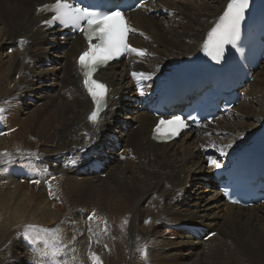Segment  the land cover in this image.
<instances>
[{"label":"bare ground","instance_id":"bare-ground-1","mask_svg":"<svg viewBox=\"0 0 264 264\" xmlns=\"http://www.w3.org/2000/svg\"><path fill=\"white\" fill-rule=\"evenodd\" d=\"M53 1L0 0V107L5 109L3 115L7 120H0L3 126L0 153H7L0 155V264H30L33 252L20 238L23 225L27 223L45 227L61 225L66 242H71L70 248L75 249L76 264H91L90 252L99 256L102 264H111V259L123 246L126 234L123 226L128 217H134L131 227L135 221L138 227L134 228V236L129 232L127 237L128 240L132 238L134 247L147 241L161 243L156 230L160 227L167 234L170 233L168 229L175 226L215 232L207 241L188 233H172L187 236V241L175 246L170 240L165 245L160 244L166 249L156 244L157 251L152 250L145 260L147 263L159 252L163 254L175 248L174 255L162 256L168 264H183L185 259L192 257V264H209L208 259L212 261L210 264H221V254L226 250L232 251L226 255V264L228 260L232 264H251L249 256H254L256 248H249L246 256L242 250L244 246L240 248L235 240L238 230L247 241L264 235V203L248 208L224 204L215 191L211 170L205 167L200 149L217 151L218 147L231 144V148L225 149L226 156H230L258 129L264 118V62L260 64L261 70L253 75L249 88L243 90L246 102L234 108L235 121L211 126L228 135L224 140H203L198 135H187L180 145L178 142L156 145L149 139L156 120L145 112L129 114L134 98L130 75L133 72L163 75L173 63L197 52L206 30L228 0H156L149 6L150 11L164 10L173 15L164 17L155 12L147 17V11L142 10L132 13L130 24L139 36L132 37L131 42L135 48L148 51L141 56H148V60L143 62L132 57L129 62L130 58L99 71V80L111 91L108 108L98 127L87 122L91 104L81 87V71L77 69V57L86 49L84 42L79 36L63 38L56 30L46 29L41 23L47 17L37 14L39 6ZM21 40L26 43L21 44ZM7 50L9 54L4 53ZM50 62L53 68L42 69ZM34 99L42 102V106L29 117L22 132L11 135L14 132L11 125L18 120L19 104L23 106ZM123 113L125 116L119 120ZM134 124H139L136 130H133ZM111 135L121 149L129 152L124 156H130L131 162L127 160L126 165H121L118 158L111 159L105 170L110 176L106 182L98 175L89 178L91 176L86 173L79 177L76 169L85 166V157L93 154L91 152L98 146H104L103 151L109 155L112 147L108 137ZM29 153L36 156H29ZM9 159L13 162L7 163ZM72 160L76 163L71 164ZM20 165L35 171L37 177L18 179V174L10 169ZM43 169H47V173H43ZM133 169H137L144 180L136 176ZM73 176L82 178L81 182ZM33 180L41 182L34 184ZM94 197H101L93 204L100 212H95L96 215L104 223L72 229L70 221L81 219L78 211L77 216L71 217L77 202L87 204ZM150 197L157 201L162 199L163 205L154 203L152 210L145 209L143 204ZM72 198L76 204L70 207ZM156 211L159 214L154 216ZM62 215L67 217L64 219ZM153 216L149 227H140ZM219 220L223 221L222 225ZM258 229L262 235L255 233ZM83 230H87L86 233ZM253 244L259 245L256 240ZM208 252L210 255H206ZM72 256L69 250L64 259L71 261ZM122 258L119 256L113 262L120 264ZM138 259L140 263L142 258ZM131 262L136 264L132 257Z\"/></svg>","mask_w":264,"mask_h":264},{"label":"snow or ice","instance_id":"snow-or-ice-1","mask_svg":"<svg viewBox=\"0 0 264 264\" xmlns=\"http://www.w3.org/2000/svg\"><path fill=\"white\" fill-rule=\"evenodd\" d=\"M142 3L143 0H141ZM141 4H137V7H140ZM43 7L46 11L53 13L50 19L44 21L46 26L58 24L64 28H71L74 32L82 33L87 42V48L80 54L77 64L83 75V87L94 104V109L88 116V120L94 127H98L101 121V113L107 107L108 90L105 84L94 78V74L99 67L107 65L111 60L126 53H134L137 56L146 54L145 50L132 47L128 43L129 33H134L137 30L128 25L119 6H115L114 10H95L94 6H85L80 0H55L54 3ZM248 7L249 0H228L222 15L207 32L202 48L204 54L216 64L221 63L226 45L237 48V41L240 40L241 36V22L245 19V12ZM20 43L24 44L26 41L21 40ZM237 50L239 51V49ZM132 76L137 83L152 79V75L147 73L133 72ZM140 94L144 95L143 89L140 90ZM4 112L5 109L0 107V120L4 119ZM186 127V120L181 116H172L170 119L161 118L154 129V133L156 138L171 139ZM231 147V144H226L216 150L220 156H224L226 155L225 149ZM0 155H7V153H0ZM28 155L36 156L35 153ZM207 159L212 167H221L220 163L212 156ZM12 162L11 159L7 161V163ZM70 163L75 164L76 161L72 160ZM42 171L47 173V169ZM40 182V180L32 181L34 184ZM49 195H52L51 190ZM232 202L235 203L236 201ZM94 217L95 212L89 215V221L93 220ZM148 222L146 221V223ZM89 231L91 232L92 229L90 228ZM20 238L33 252V259L30 264H76L75 249L70 248L71 242L65 241L63 228L59 224L54 227H45L35 223H27L23 225ZM72 240H75V236L72 237ZM69 250L73 253L71 261L64 259ZM140 255L142 259L146 260V249L140 250ZM89 259L91 264H102L99 256L95 253L90 252Z\"/></svg>","mask_w":264,"mask_h":264},{"label":"rangeland","instance_id":"rangeland-1","mask_svg":"<svg viewBox=\"0 0 264 264\" xmlns=\"http://www.w3.org/2000/svg\"><path fill=\"white\" fill-rule=\"evenodd\" d=\"M9 50H7L6 52H4V53H7V54H9ZM3 57H5V54L3 55ZM7 60V59H6ZM5 60V61H6ZM52 63L50 62V63H47L46 64V66H43L42 67V69H44V70H50L51 68H53L52 66ZM259 70H261L260 69V67L258 68V70L256 71V72H258ZM263 71H264V68L262 69ZM255 72V73H256ZM257 83V82H256ZM258 84V83H257ZM28 100H24V102L26 103ZM19 103H21V101L19 102ZM19 110H20V112H18L19 114H18V120L15 122V124H12L11 125V131L13 132V133H11V135H13V136H15V135H17L18 134V132L20 133V131L22 132L26 127H27V124H28V120H29V117H32L33 116V113L38 109V108H40L41 106H42V102H38L37 100H31V101H28V103L25 105H23V106H21L20 104H19ZM125 116V113H123L122 115H120V117H118L119 118V120H121L123 117ZM5 117V116H4ZM5 120H6V118H4ZM6 122H7V120H6ZM137 126H139V124L137 125H135L134 124V127H133V130H136L137 128ZM178 144L180 145L181 143H180V141L178 142ZM125 152L126 153H129V152H127L125 149H124V152H123V154H122V157H121V159H120V164L121 165H126V161L128 160L129 162H131V160H130V156H124V154H125ZM138 162V161H137ZM137 162H135V166L136 167H138V163ZM115 165V164H114ZM112 166V168L111 169H113V167H115V166ZM134 170V173L136 174V176H138L139 175V173L138 172H136L137 171V169H133ZM105 172V171H104ZM59 177V175H56V177ZM99 176V178H100V180H102V181H108L109 179H110V176L107 174V172H105L104 173V175H98ZM72 177V176H71ZM74 177V180H76L77 182H79V180H80V182H81V180H82V178H77V177H75V176H73ZM140 179H142L143 178V175H139L138 176ZM50 178V177H49ZM52 178V177H51ZM89 178H92V176L91 177H89ZM97 178V177H96ZM142 180H144V179H142ZM48 182V181H47ZM49 183V182H48ZM47 183V184H48ZM49 185V187H50V183L48 184ZM166 187V186H165ZM191 190H189V192H190ZM100 198L101 197H94V200H92V201H90V202H88L87 204H85L84 203V201H81V202H77V204L76 203H74V202H76V200H74L73 201V198H72V201H70V203H69V206L70 207H73L72 205H74V204H76L75 206H77L76 208H75V210H72V212H71V217H75V216H77L76 215V212L78 211L79 212V214H80V217L79 218H81L80 220H76L75 218H73V221H70L71 222V228L73 229V228H75L76 226H78V227H81L80 229H86L87 228V225H90V224H94V225H97V224H103L104 222L102 221V220H100V218L98 217V214L96 215V213H95V217L93 218V220H91V221H89V219H88V217H89V215H91L93 212H97L98 210L97 209H95V204H93L94 202H98L99 200H100ZM147 203H145V204H143V207L145 208V209H149V211L150 210H152V209H150V208H152V206H153V204L155 203H157L158 205H160V206H162L163 204V202H161L162 201V199H158V201L156 200V199H154V198H147ZM188 200H189V197H188ZM80 203V204H79ZM149 203V204H148ZM93 205H94V207H93ZM260 205H262V204H260ZM79 206V207H78ZM258 206V205H257ZM99 212V211H98ZM100 213V212H99ZM144 213H148V211L147 212H144ZM159 213H157V211H156V213L154 214V216L155 215H158ZM62 216H64V219L67 217L66 215H62ZM154 216L152 217V219H150V220H146V221H149L148 223H146L145 225H140V227L141 228H143V229H146V226L147 227H149L150 226V224L152 223V220L154 219ZM129 219L127 220V224H126V226H123V228H124V230H125V235H124V237H123V246H122V248H121V251H118L117 252V254L115 255V256H113V258L111 259L112 261H111V264H116L115 262H113V260H116L119 256L120 257H123L122 258V260L119 262L120 264H132V262H131V257L134 259V263H136V264H138L139 263V259L138 258H142L141 257V255H140V250H142V249H144V247L145 248H147L146 249V251H147V259H148V257H149V255H151V253H153L152 252V250H155V251H157V245L156 244H159V247L161 248L162 246V244H164L165 245V243L167 242V241H171V242H173L174 243V245L173 246H175V245H179L180 243H185V241H187L186 240V237L187 236H183V235H176V234H172V233H179L180 231H177V230H175V229H173V230H171L170 229V233L169 234H167L166 232L165 233H163L164 232V229H162L161 227L160 228H158V229H156V230H158L157 231V237H158V240L160 239L162 242L160 243V241L159 242H157V243H153V242H150V241H147L146 243L144 242L143 244H142V242L138 245V247H136V245H135V247H134V245L132 244V238L130 239V240H128V238L127 237H129V235H130V233L129 232H131V234H133V236H134V228L137 230V226L135 225V223H136V221L133 223V226L131 227V223H132V220L134 221V217L133 218H131V217H128ZM84 219V220H83ZM63 220V219H62ZM86 222V223H85ZM222 220H219V223H220V225H222ZM82 223L84 224V225H82ZM135 225V226H134ZM130 227V228H129ZM156 228V227H155ZM76 229V228H75ZM82 231V230H81ZM84 231V230H83ZM87 231V230H86ZM86 231H84V233H86ZM133 232V233H132ZM129 233V234H128ZM215 233V232H214ZM242 233V234H241ZM257 235H262L261 234V231L258 229L256 232H255ZM127 234H128V236H127ZM216 234H217V232H216ZM237 239L235 240V243H237V246H241V247H243V251H244V253H245V255L247 256V255H249V248L250 249H253V248H256V249H254V250H256L255 251V254H254V256L252 255V257L250 258V256H249V259L250 260H252V262L250 261V263L251 264H264V235L262 236V237H258V238H256L257 236H255V239H251L250 241H249V239H248V241L247 240H244L241 236H243V232L240 230H238L237 231ZM185 235V234H184ZM126 236V237H125ZM163 236V237H162ZM178 236H180V238H178ZM238 236H239V239H238ZM162 237V238H161ZM172 237H174V239H172ZM153 238V237H152ZM167 238H169V239H167ZM211 238V237H210ZM22 239V238H21ZM64 239H65V241H67V239H66V237L64 236ZM261 239V240H260ZM135 240V239H134ZM238 240H240L239 242H238ZM255 240L257 241V243L259 244L257 247L256 246H254V245H256V244H253L254 242H255ZM247 243H246V242ZM251 242V243H250ZM22 243L24 244V245H26L25 244V241L22 239ZM148 243H150L149 245H148ZM238 243H239V245H238ZM152 244V245H151ZM161 244V245H160ZM181 244V245H182ZM215 244V243H214ZM213 244V245H214ZM217 244V243H216ZM218 245V244H217ZM247 245H249L248 247H247ZM261 245V246H260ZM215 246V245H214ZM219 246V245H218ZM218 246H216V249L218 248ZM129 247H130V249H129ZM220 247V246H219ZM231 247V246H230ZM229 247V248H230ZM240 247V248H241ZM149 248V249H148ZM163 249H166V248H164V247H162ZM227 248H228V245H227ZM248 248V249H247ZM3 249H5V246L3 247ZM173 249H175V248H172V249H168V250H166V251H164L163 252V254H161L160 252L157 254L158 256H156V258L154 259V260H148V263L145 261V259H142L141 260V264L143 263V264H151V262L152 261H155L154 263L155 264H168V261L165 259V257L163 258L162 256H171V255H174V250ZM136 252H135V251ZM151 250V251H150ZM160 250V249H159ZM201 250V249H200ZM115 252V251H114ZM210 252V251H209ZM206 253V255H210V253ZM232 251L231 250H226V251H224V253H222L221 254V260H220V262H221V264H226V262H227V260L226 259H228V256H226L227 254H229V253H231ZM132 253V254H131ZM9 255H10V253H8ZM7 254V255H8ZM118 254H119V256H118ZM159 254L161 255V256H159ZM118 256V257H117ZM214 256V255H213ZM111 257H112V255H111ZM130 257V258H129ZM224 259V260H223ZM137 260V261H136ZM128 261V262H127ZM193 261H194V257H192V258H188V259H185L182 263L183 264H192L193 263ZM207 261V260H206ZM259 261V262H258ZM208 262H209V264L212 262L211 261V259H208ZM207 262V263H208ZM228 262L229 263H227V264H232L231 263V261L230 260H228ZM262 262V263H261ZM139 263V264H140ZM153 263V264H154ZM244 264H248V263H244Z\"/></svg>","mask_w":264,"mask_h":264}]
</instances>
